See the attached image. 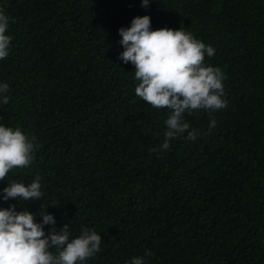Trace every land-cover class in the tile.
Segmentation results:
<instances>
[{"label":"trees","instance_id":"1","mask_svg":"<svg viewBox=\"0 0 264 264\" xmlns=\"http://www.w3.org/2000/svg\"><path fill=\"white\" fill-rule=\"evenodd\" d=\"M0 9L12 37L0 125L38 145L29 167L0 181V209L16 205L37 223L44 211L56 222L45 233L67 224L70 239L95 230L101 250L85 264H264V0H0ZM145 15L152 30L183 28L214 47L205 65L226 77L227 107L185 113L197 138L185 133L168 150L169 110L137 97L134 66L118 59L119 29ZM37 177L41 200H3L9 183Z\"/></svg>","mask_w":264,"mask_h":264},{"label":"clouds","instance_id":"2","mask_svg":"<svg viewBox=\"0 0 264 264\" xmlns=\"http://www.w3.org/2000/svg\"><path fill=\"white\" fill-rule=\"evenodd\" d=\"M150 2L142 0V7L147 8ZM10 19L0 9V60L9 56L12 37L6 33ZM119 35L124 50L118 59L134 66L135 80L139 82L135 95L152 108L169 110L161 148L168 150L170 141L185 133L188 140L194 141L198 133L190 130L185 113L191 115L200 110L211 113L227 107V101L222 99L224 73L217 67L205 65V56H214L215 48L183 28L152 30L151 18L147 15L134 18L130 27L119 29ZM8 91L7 83L0 85V94ZM9 99L4 95L2 103L7 105ZM209 127H216L215 119ZM35 140L20 128L0 125V181L13 169L31 165L38 147ZM42 196L39 177L27 186L11 182L3 189L4 201L17 198L37 201ZM42 208L45 209L43 205ZM39 215L42 223H37L36 215L27 210L17 211L16 205L0 209V264H85L101 250L102 238L95 230L84 228L78 237L70 239L66 224L59 231L53 227L45 233L44 226L56 222L53 215L44 211ZM53 248L58 254L50 251ZM149 255L150 252H145V256ZM131 264H145V260L135 257Z\"/></svg>","mask_w":264,"mask_h":264}]
</instances>
